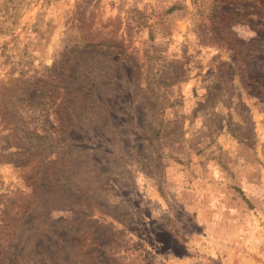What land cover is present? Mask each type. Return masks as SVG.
I'll return each instance as SVG.
<instances>
[{"label":"rangeland","instance_id":"rangeland-1","mask_svg":"<svg viewBox=\"0 0 264 264\" xmlns=\"http://www.w3.org/2000/svg\"><path fill=\"white\" fill-rule=\"evenodd\" d=\"M0 264H264V0H0Z\"/></svg>","mask_w":264,"mask_h":264}]
</instances>
